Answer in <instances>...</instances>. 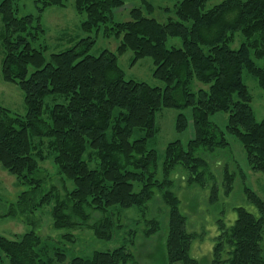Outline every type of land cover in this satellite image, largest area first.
I'll return each instance as SVG.
<instances>
[{"label":"trees","instance_id":"16d2710c","mask_svg":"<svg viewBox=\"0 0 264 264\" xmlns=\"http://www.w3.org/2000/svg\"><path fill=\"white\" fill-rule=\"evenodd\" d=\"M67 1L36 0V15L18 16L16 0H0L1 78L19 87L26 109L19 115L0 105V166L24 187L3 216L28 220L50 205L53 228L67 231L55 243L34 231L15 238L0 234V264H135L125 246L67 260L63 245L75 239L72 230L82 228L97 239H111L122 226L121 211L147 209L155 192L167 208L168 263L199 264L190 255L195 236L187 230L171 174L180 168L187 184L200 188L212 181L214 203V174L196 153L227 148L230 135L241 144L248 167L264 176V118L256 120L243 81L246 72L264 93V0H222L208 9L207 0H177L175 19L163 23L144 15L153 10L146 0L130 7L125 21L114 16L125 0H74L87 36L47 55L42 13ZM100 29L118 40L117 47L89 54L95 42L90 34ZM168 38H179L181 46L167 47ZM127 50L133 64L151 59L153 77L163 87L125 78L118 57ZM162 108H190L194 134L186 147L169 142L158 164L149 142ZM218 112L227 114L225 130L209 119ZM175 125L178 131L186 128L183 113ZM48 160L61 183L72 182L71 190L63 193L42 175L41 164ZM233 182L234 173L225 167L226 196ZM243 193L255 212L234 207L233 222L219 223L211 264H264V201L247 186ZM95 212L99 217L91 222ZM143 221L145 237L158 231V220ZM127 235L133 244L135 231Z\"/></svg>","mask_w":264,"mask_h":264},{"label":"rangeland","instance_id":"374dc122","mask_svg":"<svg viewBox=\"0 0 264 264\" xmlns=\"http://www.w3.org/2000/svg\"><path fill=\"white\" fill-rule=\"evenodd\" d=\"M177 0H146V3L153 7L151 12L144 10V15L154 18L159 22H165L168 18L175 19L174 5ZM222 0H207L206 9L211 8ZM140 0H125V6L119 8L114 16L116 20H129V10L132 6L140 5ZM18 16L36 15V0H16ZM83 14H78L74 8V0H68L64 7L49 6L41 16V23L45 28L43 42L47 45V55L58 52L72 46L76 41L87 36V33L80 28ZM3 27L0 22V36ZM95 42L89 54L98 55L102 50L114 52L118 40L114 37H105L102 29L98 33L90 34ZM239 38H237L238 41ZM233 44L237 48L238 42ZM166 46H181L179 38H168ZM3 58V51L0 45V67ZM132 52L127 50L118 57V64L124 71L126 79L142 81L151 86L163 87V83L153 77L154 66L150 58H142L134 64L131 63ZM259 66L262 60L256 61ZM32 70V69H31ZM243 81L246 84L251 96V106L256 120L264 118V93L258 87L256 80L251 75L243 72ZM50 97L46 98V103ZM0 105L10 109L12 112L24 115L26 112L23 102L22 91L16 84L7 83L1 78L0 71ZM183 113L187 119L186 128L183 131L176 129V116ZM43 118L48 120V112L43 113ZM227 114L218 112L212 114L209 119L225 130ZM157 132L149 142V146L154 148L159 156L158 164H161L162 155L166 145L174 140H179L186 147V144L194 134L191 109L162 108L155 115ZM229 146L225 149H217L207 152L197 151L196 155L203 158L209 165V170L214 174L217 188V200L210 201L209 185L200 188L189 186L186 182L187 174L180 168L172 172L171 179L174 182L173 192L180 200V211L186 217V227L188 232H193L190 255L199 264H211L212 247L214 238L218 234L219 223L229 225L235 219L234 207L243 206L251 212L254 209L247 204L243 187L252 189L264 201V176L248 167L244 150L239 141L227 135ZM42 175L47 177V181L57 184L64 193L71 190L73 184L70 181L61 183L56 174V168L51 160L41 164ZM225 167L234 173L233 189L226 196L223 192L222 175ZM52 180V181H51ZM24 190V187L17 184L15 178L0 166V234L7 238H15L25 232L34 231L42 238H47L54 243L59 241V237L66 233V230H56L52 226L50 215V205L43 206L28 220L24 218H12L3 216L10 203L16 200L17 195ZM122 226L116 228L114 235L109 240H100L94 237L89 229L82 228L72 230L75 239L65 242L63 247L66 250L67 260L74 256L87 257L93 251H110L119 246H125L133 254L135 264H169L166 258L165 240L168 230L167 208L164 206L160 194L155 192L152 200L147 204V209L140 211L136 208L121 211ZM99 217L98 213H93L91 222ZM154 218L159 222V229L150 237H145L142 233L144 228L143 219ZM140 222V223H139ZM128 230L135 231L133 244L129 242ZM181 264V263H174Z\"/></svg>","mask_w":264,"mask_h":264}]
</instances>
